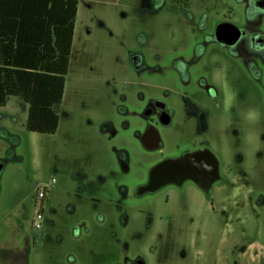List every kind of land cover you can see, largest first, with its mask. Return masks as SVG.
Returning <instances> with one entry per match:
<instances>
[{"label": "rangeland", "instance_id": "rangeland-1", "mask_svg": "<svg viewBox=\"0 0 264 264\" xmlns=\"http://www.w3.org/2000/svg\"><path fill=\"white\" fill-rule=\"evenodd\" d=\"M211 1L79 0L57 130H27L18 96L0 106V264H264L263 77L253 83L244 74L243 92L211 112L206 136L227 171L219 193L166 202L159 192L138 198L120 189L159 155L131 133L140 118L120 107H142L132 81L152 82L149 94L177 106L166 89L179 88L178 60L208 58L193 49L204 44L201 10ZM193 96L199 115L207 97ZM187 114L177 110V138ZM164 137L170 147L172 136Z\"/></svg>", "mask_w": 264, "mask_h": 264}, {"label": "flooded vegetation", "instance_id": "flooded-vegetation-1", "mask_svg": "<svg viewBox=\"0 0 264 264\" xmlns=\"http://www.w3.org/2000/svg\"><path fill=\"white\" fill-rule=\"evenodd\" d=\"M211 9H214L213 14ZM201 11L206 29L205 41L197 44L193 51L208 58L194 56L189 63L182 59L177 61L183 71L179 88L173 90L169 86L166 89L169 94H176L177 106L164 97L149 94L146 87L153 83L142 78L132 81L135 103H142L141 109L136 110V104L134 108L120 106L123 111L140 118L141 126L132 128L131 133L146 149L159 154L133 187L120 186L121 190L140 196L138 198L159 192L168 202L173 196L197 192L193 197L196 202L212 193H219L220 188L216 185L227 177V171L221 155L212 148L210 138L206 136L211 129V112L222 113L226 98H234L243 92L244 74L253 83L264 78V26L259 23L264 19V0H213L209 4L204 3ZM134 61L137 66L143 63L140 57ZM210 61L214 65H210ZM213 67L219 69L218 74H211ZM200 92L207 97V108L200 109L196 115L194 108L198 99L192 97ZM178 109L188 111L186 117L191 123L177 138L171 126ZM191 112L197 117V128L192 122L195 118ZM164 133L173 139L167 148ZM185 134L195 136L194 141L185 142ZM124 152L122 156L127 161V153Z\"/></svg>", "mask_w": 264, "mask_h": 264}, {"label": "trees", "instance_id": "trees-1", "mask_svg": "<svg viewBox=\"0 0 264 264\" xmlns=\"http://www.w3.org/2000/svg\"><path fill=\"white\" fill-rule=\"evenodd\" d=\"M78 0H0V106L27 103L29 131L57 130Z\"/></svg>", "mask_w": 264, "mask_h": 264}, {"label": "crops", "instance_id": "crops-1", "mask_svg": "<svg viewBox=\"0 0 264 264\" xmlns=\"http://www.w3.org/2000/svg\"><path fill=\"white\" fill-rule=\"evenodd\" d=\"M78 3H79V0H78ZM77 15H78V7H77V12H76V18H75L74 32H73V38H72V46H73L74 36L76 34V19H77ZM72 46H71V51H72ZM70 61H71V56L69 57V65H70ZM69 65H68V68H69Z\"/></svg>", "mask_w": 264, "mask_h": 264}, {"label": "water", "instance_id": "water-1", "mask_svg": "<svg viewBox=\"0 0 264 264\" xmlns=\"http://www.w3.org/2000/svg\"><path fill=\"white\" fill-rule=\"evenodd\" d=\"M130 264H144V261L142 259H136V260L132 261Z\"/></svg>", "mask_w": 264, "mask_h": 264}, {"label": "built area", "instance_id": "built-area-1", "mask_svg": "<svg viewBox=\"0 0 264 264\" xmlns=\"http://www.w3.org/2000/svg\"><path fill=\"white\" fill-rule=\"evenodd\" d=\"M54 180V178H53ZM38 196L41 198L44 196V190H41L39 193H38ZM38 218H41V213L38 214Z\"/></svg>", "mask_w": 264, "mask_h": 264}]
</instances>
